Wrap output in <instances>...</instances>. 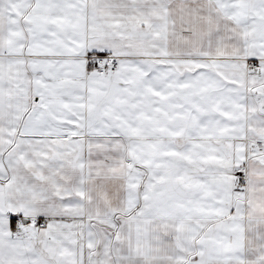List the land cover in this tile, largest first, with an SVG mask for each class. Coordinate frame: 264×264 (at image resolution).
I'll use <instances>...</instances> for the list:
<instances>
[{
  "label": "snow or ice",
  "instance_id": "snow-or-ice-1",
  "mask_svg": "<svg viewBox=\"0 0 264 264\" xmlns=\"http://www.w3.org/2000/svg\"><path fill=\"white\" fill-rule=\"evenodd\" d=\"M0 264H264V0H0Z\"/></svg>",
  "mask_w": 264,
  "mask_h": 264
}]
</instances>
